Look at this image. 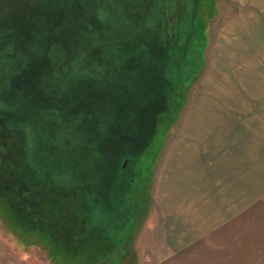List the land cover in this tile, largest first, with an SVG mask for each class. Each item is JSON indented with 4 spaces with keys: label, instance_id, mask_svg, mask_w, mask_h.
Returning <instances> with one entry per match:
<instances>
[{
    "label": "rangeland",
    "instance_id": "1",
    "mask_svg": "<svg viewBox=\"0 0 264 264\" xmlns=\"http://www.w3.org/2000/svg\"><path fill=\"white\" fill-rule=\"evenodd\" d=\"M44 1L46 0H0V28L5 26L9 28L13 25L15 30H24L26 35L25 38H21L24 33L19 32L20 38H16L14 33L10 32L11 46L5 41H0V65L18 54H27L37 60L32 64L33 68L29 69L31 73L23 81L35 76L40 81V84L34 82L33 88L29 90V94H26L31 97H26L28 102H40L42 107L50 102L53 105H50L48 110L57 107L63 114V107L85 109L81 97H87L94 106L110 108L111 111L115 107L113 112H117L122 102L126 104L136 100L146 102L151 97L148 92L161 93V90L157 89L159 85H155L161 77L164 80H171L173 85H176L180 69H177L175 63L180 59L184 67L190 63L182 58L183 46L181 44L178 46L176 43L157 52L154 56L155 64L151 69V76L133 78L128 89L123 86L126 80H117L120 76L115 78L116 82L110 81V73L106 75V80L102 79V74L105 72H111L113 75L119 73L122 62L131 61L134 55H141L143 61L151 62L152 50L155 51L162 44L158 42L150 45L156 40V30L164 32L166 37H169L172 31L168 29V17L157 13L163 5L168 8L167 3L173 6L174 12L179 0H153L150 5L142 3L145 6L144 12L141 14L138 11V16L130 18L125 24H119L120 22L113 24L110 19L99 20L97 25L108 33L107 52H104L103 48L100 49L101 34H98L100 39L98 46L91 44L92 39L87 41L86 37L83 38V20H86L84 17H88L84 11H74L70 15L52 10L32 15L33 12L29 9L40 3L43 4ZM140 1L132 0L134 8L141 9V3V7H138ZM197 2L191 8L188 22L182 26L188 28V31H180L179 36L188 37L190 31L193 33L195 18L199 32L203 30V21L205 22L207 45L203 66L188 86L184 106L179 114L178 110L176 111L178 117L174 114L175 111L160 114V117H164L165 114L168 117L156 131L154 140L148 147V157L144 162L141 159L136 161L137 183L135 181L132 193L130 187L127 188V194L125 193L126 215L122 217L124 221L120 226L124 228L137 226L139 233L136 231L132 233L134 234L133 251L130 252L128 259H123L118 264H264V0H212L210 4L208 0H201L202 7L198 5V0ZM57 7L59 5L55 4L54 8ZM198 8H201L199 12L202 16L198 14ZM77 10H80V6ZM177 10L179 11V8ZM178 11L170 15L174 17L171 21L179 18ZM196 15L201 17L202 24ZM166 22L168 24H165ZM149 23H152V26L148 25ZM53 28H57V31H53ZM113 41L115 45H130L133 52L124 53L121 57L112 54L110 47L115 46ZM106 45L107 41L104 38V48ZM185 49L187 51L188 45ZM194 49L196 50V46ZM11 55L13 56L10 58ZM199 62L201 64L198 57L191 66ZM125 65L132 66L128 62ZM171 65L176 66V69ZM197 68L198 65L190 74L194 75V70ZM59 79H61L60 84ZM44 82L45 85L56 82L54 88L61 87L57 90L59 96L56 94L57 97L54 99H39L36 94H31L34 90L40 91L45 86ZM103 87L108 88L105 90ZM0 91L2 92V89ZM90 94H93V97H90ZM99 96H102L101 99ZM70 97L71 102L68 101ZM60 102L65 104H57ZM76 102L78 104L75 106ZM140 106L144 108L149 105L142 103ZM28 107H31L30 103ZM218 116L220 126L223 121V124L226 122L228 124L226 146L229 155L233 153L234 156L231 160L230 183L225 188L227 192L222 190L225 185H223L222 168H219L222 177L219 180V196H217L219 232H209L203 225L206 224L205 221L197 222L198 218L195 215L188 220L185 215L188 208L201 209L202 191H193L194 199L188 196L187 202L169 196V192H175L177 189L179 169L187 167L185 161L192 160L190 156L198 153L190 150L193 149L190 147L194 146L192 128L202 125L206 129ZM169 125L170 128L166 133ZM6 128L10 126L7 125ZM52 129L54 133L56 129ZM221 137L223 139V136ZM32 144L33 142L29 140V145ZM159 148L158 158L154 163ZM224 153L225 150L220 154ZM29 161L31 162V158ZM222 162L224 160L220 159L221 166ZM153 164V173L150 175ZM62 170L63 168L60 169L59 178H62V182L66 184L67 170ZM97 173L102 174V171L98 169ZM149 177L151 194L144 203L149 186L146 184L142 189L140 181L147 182ZM42 178L46 179V176L42 175ZM223 192L228 195L224 198L227 202L225 206L222 204ZM130 197L134 205H142L141 211L139 209V219L132 225L129 223L131 214L126 203ZM101 204L103 207L107 204L103 198ZM108 210L110 209L107 208L104 217L109 221L111 213ZM116 217L118 216L113 219ZM230 223L235 225V230L228 231L229 238H224L227 231L222 227ZM157 224L160 225V229L164 228L161 235L165 236V239L156 235L153 249L147 241L153 238L152 227L154 229ZM191 226L195 228L191 229ZM207 234L212 237L208 239L209 242L204 238ZM242 234L244 238H241ZM166 236L167 239L173 237L171 247L176 254L169 253ZM27 238H31V241ZM33 241V234L23 236L18 226L11 224L7 216L0 215V264H54L40 244ZM142 242L144 246L141 248L139 245H142ZM184 242L186 247L182 245ZM136 254L137 258H135ZM158 259L163 260L158 262Z\"/></svg>",
    "mask_w": 264,
    "mask_h": 264
},
{
    "label": "trees",
    "instance_id": "2",
    "mask_svg": "<svg viewBox=\"0 0 264 264\" xmlns=\"http://www.w3.org/2000/svg\"><path fill=\"white\" fill-rule=\"evenodd\" d=\"M187 1L192 6L197 2V0L196 2L193 0ZM198 1V5L202 7L201 0ZM208 1L210 4L212 0ZM140 3L146 4L147 2L141 0ZM55 4H58L59 7L54 8ZM143 4L141 9H137L134 8L132 0H58L57 2L56 0H46L43 4L35 5L29 10L33 12L32 15L52 10L60 12V14L69 13L70 15L74 11H84L88 17H84L86 20H83V38L86 37L87 41L92 39L91 44L94 46H98L101 39L100 49L103 48V51L107 52V46L109 45L108 33L102 31L97 22L102 19H110L113 24L116 22L125 24L130 18L138 16V11L141 14L144 12L145 6ZM167 4L168 23L170 26L168 29L172 30L171 35L166 37L164 32L156 30V40L152 41L150 45L158 42L162 44L155 51L152 50L150 57L153 56L151 62L153 61V64H155L154 56L157 52L169 46H174L176 43H178V46L179 44L183 46L184 55L182 58H185L187 63L190 61V63L186 67L182 65V59L175 63L178 66L177 69H180L176 85H173L174 83L171 80H164L162 77L155 84L156 86L159 85L157 89H160L161 92H168L167 102L169 110L166 114L172 111H175L174 114H176L177 110L179 114L184 106L185 93L188 86L203 66L202 62H204V52L207 45L205 33L207 27L203 21V30L199 32L198 24L194 20L196 35L194 34L188 40L186 39L187 37L181 38L179 30L176 28L179 24L178 18L176 21L170 20L173 17L170 15L178 11V3L174 12L173 6L169 3ZM78 6H80V10H77ZM200 9L198 8V12ZM198 14L202 16L200 12ZM115 16L118 17L114 18ZM200 18L198 17L199 22L202 24ZM171 23L173 27H171ZM148 25L152 26V23ZM53 31L56 32L57 28H53ZM10 32L14 33L16 38H20L19 32L24 33L21 38L26 36L24 30L17 31L13 25H10L9 28L6 26L0 28V41H5L9 46H11L9 44ZM98 34L102 35L100 39ZM104 38L107 41L105 48ZM113 44L115 45L114 41ZM187 45L188 49L186 51L185 47ZM22 46L23 44L20 48ZM194 46H196V50ZM130 47V45L116 44L110 47V51L112 54L121 57L124 53L133 52ZM11 52L13 51L11 50ZM198 57L201 60V64L199 62V64L194 63L191 66ZM36 62L37 60L32 59L27 54H18L12 57L10 61L0 65V90L2 89V92L0 91V215L7 216L11 224L18 226L23 236L26 237L33 234V243H39L42 250L49 254V258L54 264H118L121 260L129 258L130 252L133 251L134 234L132 233L134 231L138 232L137 226H129L127 228L120 226L121 222L124 221L122 217L126 215L124 206L121 207L118 204L119 208L110 214L111 218L109 221L104 217L101 206L97 205L93 206L92 213L90 211L84 213L80 205L74 216L71 214L69 206H74L80 199V191L76 194H65L67 190H62L59 187L64 185L65 187H70L80 183L81 173L85 169L84 172L93 175L92 172L88 171V167L93 165L94 158L100 159L102 157V147L127 133L135 132L136 129L134 127L125 129L128 125L125 122L132 120L131 111L125 113L120 112V110L113 112L115 107H113L112 111L110 108L103 109L97 105L94 106L87 97H81L85 109H77L76 107L74 109L70 107L66 109L63 107V114L59 112L57 107H52L51 111L48 110L49 106L53 105L50 102L42 107L40 102L26 101V97L31 98L26 96V94H29V90L35 84L34 82L40 84L36 76L23 82L25 77L31 73L29 69L33 68L32 64ZM127 62L132 64V66L126 67L125 64ZM151 62L143 61L141 55H139V58L134 55L131 61L122 62L119 73L113 75L111 72H105L102 74V79L106 80V75L109 73L110 81H115V78L120 76L117 80H126L125 83L123 82V86L128 89L129 83L133 78L151 76ZM197 65L199 68L194 70V75H190L191 70ZM171 66L176 69V66ZM183 73L187 74L183 75ZM60 81L61 79H59V84L61 83ZM56 82H52L49 85H45L44 82L45 86L40 91L34 90L31 94H36L39 99H54L57 95L59 96L57 90L61 89V87L54 88ZM109 84L111 85L112 83ZM103 88L106 90L108 87ZM89 96L93 97V94ZM71 97L68 98L69 102L72 101ZM101 97L99 96L100 99ZM60 99L62 100V98ZM65 101H67L66 97ZM29 103L31 107H28ZM77 104L76 102L75 106ZM132 114L135 116L134 113ZM166 114L164 117L159 115L160 119L158 120L156 131L166 121L165 119L168 117ZM178 114H176L177 117ZM7 125L10 128L7 129ZM170 125L166 129V133ZM52 128L56 129L54 131L55 134L52 132ZM29 140H31V143L33 142L31 146L29 145ZM153 140L154 137L148 146L147 142L144 145L145 141H147L144 140L135 145L137 148L136 153H134L133 149L135 148L132 146V149H128L121 156L118 168L120 173L117 180L118 184L114 186L112 192L116 193L120 200L124 201L126 199L127 192L125 194V191L127 188H132L133 185L135 187L136 160L141 159L144 162L149 154L148 147ZM101 144L103 145L101 146ZM31 150L32 152H30ZM159 151L160 148L154 158V163L158 158ZM30 158L31 162L29 161ZM125 159H128L126 168H124ZM133 163L135 168H133ZM61 168H63L62 171L67 170L65 173L67 175L66 184L62 182V178H59ZM153 168L154 164L151 165L150 175L153 173ZM94 171H96V167H94ZM42 175H45L46 179H43ZM55 176L57 178H54ZM93 176V180L99 183L100 176L98 174ZM34 179L35 183L33 182ZM150 180L149 177L147 182L146 180L140 181L142 189H144L146 184L149 186V192L144 197V203L147 202L151 194ZM126 203L129 205L127 207L128 210L132 213L129 221L130 225H132L139 219V209L141 211L142 205H134L131 197ZM120 213L122 219L111 230L105 227L107 226L106 224H111L114 221L113 218L116 214L119 215ZM112 219L113 221H111ZM61 222H64L66 226H61ZM27 240L31 241V238H27ZM135 258H137V254Z\"/></svg>",
    "mask_w": 264,
    "mask_h": 264
},
{
    "label": "water",
    "instance_id": "3",
    "mask_svg": "<svg viewBox=\"0 0 264 264\" xmlns=\"http://www.w3.org/2000/svg\"><path fill=\"white\" fill-rule=\"evenodd\" d=\"M145 2L148 3L147 5H150L154 1L145 0ZM138 6L141 7V4H139ZM192 7L194 6L188 3L187 0H179L178 2V8H179L178 23L179 24L176 27L179 30V32L188 31V28L185 29V27H182V26L185 23H187L188 18L190 17V14H191L190 11ZM186 11H188L187 14H186ZM157 14L158 15L160 14L164 17H168L166 6L165 5L161 6V9L158 11ZM164 17H163V21H164ZM165 24H168V23L166 22ZM169 27L170 26L168 25V28ZM171 27H172V23H171ZM195 32L196 30L195 28H193V33L190 31L186 39L187 40L190 39L191 35L194 34ZM136 56L137 58H139L138 55ZM151 65L152 66L150 68H153V65H154L153 61L151 62ZM148 93L151 95V97L146 102L136 100L132 103H127V104L123 102L120 105V108H119L120 112L125 113L127 111L128 112L131 111L132 120H127L125 122L126 124H128L125 129H128L129 127H134V129L136 130L135 132L127 133L123 135L121 138L116 139L110 142L109 144L103 146L102 147V151H103L102 157L100 159L94 158L93 165L88 167V171L92 172L93 175H95V174H98L97 173L98 169L101 170L102 174H98V176H100L99 178H101L100 182L97 183L96 181H94L93 180L94 176L89 173L84 172L86 170L85 169L81 173L80 183L72 185L70 187H65V185L59 187L62 190H67L65 194H69V193L76 194L78 191H80L81 193L80 199H78V201L74 204V206L72 205L69 206L70 212L72 215L74 216L76 215L77 209L80 205H81V210L84 213L86 211H92L93 206H96V205L101 206L102 212L104 215L107 212V208L110 209L108 210L109 213H112V212L114 213L115 210L119 208V206L121 207L124 206V201L120 200V197H117L116 193L115 194L112 193L114 186L118 184L117 180L120 175L118 168H119L121 156L125 152H127L128 149H132V146L135 148L133 149L134 153H136L137 148L135 145L143 142L144 140H147L145 141L144 145L147 142V146H148L156 132L159 115L169 110L168 102H167L168 92L163 91L159 94L150 93V92ZM142 103L148 104L149 106L143 108L142 106H140V104ZM132 113H134L135 116H133ZM140 146L142 145L140 144ZM127 164H128V159H125L124 168L127 167L126 166ZM94 167H96V171H94ZM133 168H135L134 163H133ZM33 182L35 183V179ZM132 189H133V186L132 188H130V191H132ZM101 198H103L105 202L107 203L105 207H103L101 204ZM128 212L130 213V210H128ZM130 214L132 217V213ZM115 216H118V217L114 219L112 224H106L107 226L105 227L111 230V228H113L115 224L121 220V218L119 217L121 216V213L119 215L116 214ZM61 226H66V224H64V222H61Z\"/></svg>",
    "mask_w": 264,
    "mask_h": 264
},
{
    "label": "crops",
    "instance_id": "4",
    "mask_svg": "<svg viewBox=\"0 0 264 264\" xmlns=\"http://www.w3.org/2000/svg\"><path fill=\"white\" fill-rule=\"evenodd\" d=\"M218 118L219 116L217 117L216 120L212 121L211 125L208 126L206 129L202 125L196 128H192L194 146L190 147V148H193L190 150H195L198 153L195 154V156H190L192 160L185 161V163L187 164V167L183 168L182 170L179 169L178 174H180V176L177 179L178 181L176 185L177 189L175 190V192L174 191L169 192V196H172L173 198H176L179 201L184 200L185 202H187L188 196H191L194 199L193 191H196V190L202 191L203 198L200 202L201 209L198 207H193V209L188 208L187 211H185V215H187L186 217L188 218V220H191L192 216L195 215V217L198 218L197 222L202 223L205 221L206 224H203V225L207 227V230L209 232H212V231L219 232V210H218L219 203L217 199V196H219V187H220L219 180L220 178L223 177L224 179L223 185L225 186L224 188H222V190H224V192H227L225 188L230 183L229 174L232 168L231 160L234 156L233 153L229 155L230 152L227 151L228 147L226 146L225 137L228 131V124L227 122L223 124L224 122L223 121L222 126H220L219 125L220 120ZM221 136H223V139H221L222 138ZM220 143H221V148L219 149ZM231 145L233 146V143H231ZM223 150H225V153L220 154L223 152ZM220 159L224 160V162H222V166L219 164ZM188 165L189 166L192 165V166L188 167ZM219 168H222V174H223L222 177H220ZM224 192H223V200L224 198H227L228 196V195H225ZM213 197H215L214 200H213ZM222 204L225 206L227 202H225L224 200ZM194 228L195 226H191V229H194ZM163 229L162 228L160 229V225L158 224L154 229L152 227V232L154 233V236L153 238L147 241V244L152 245L153 247V242H155L154 237L156 235H159L160 237L165 239V236L163 237L161 235V231H163ZM222 229L227 231V233L223 237L229 238L228 231L234 232L235 225L230 223L222 227ZM172 238L173 237L171 236L170 239H167V236H166L167 244L170 249V252H169L170 254L175 253L174 252L175 250L172 249L173 247H171ZM204 238H206L205 240L207 242H209L208 239H212L211 235L208 236V234L205 235ZM241 238H244L243 234ZM185 242L182 245L186 247L187 245L185 244ZM139 246L142 248L144 246L143 242H142V245H139ZM148 250H149V247H148ZM162 260L158 259L157 261L159 262Z\"/></svg>",
    "mask_w": 264,
    "mask_h": 264
},
{
    "label": "flooded vegetation",
    "instance_id": "5",
    "mask_svg": "<svg viewBox=\"0 0 264 264\" xmlns=\"http://www.w3.org/2000/svg\"><path fill=\"white\" fill-rule=\"evenodd\" d=\"M138 233H139V231H138Z\"/></svg>",
    "mask_w": 264,
    "mask_h": 264
}]
</instances>
